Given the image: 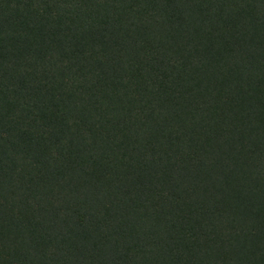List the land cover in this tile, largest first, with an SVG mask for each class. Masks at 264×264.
<instances>
[{"label":"trees","instance_id":"trees-1","mask_svg":"<svg viewBox=\"0 0 264 264\" xmlns=\"http://www.w3.org/2000/svg\"><path fill=\"white\" fill-rule=\"evenodd\" d=\"M0 264H264V0H0Z\"/></svg>","mask_w":264,"mask_h":264}]
</instances>
